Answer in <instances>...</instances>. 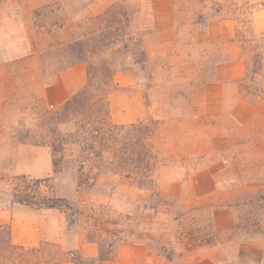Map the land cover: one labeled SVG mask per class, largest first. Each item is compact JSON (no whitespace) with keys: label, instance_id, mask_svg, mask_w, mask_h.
<instances>
[{"label":"rangeland","instance_id":"374dc122","mask_svg":"<svg viewBox=\"0 0 264 264\" xmlns=\"http://www.w3.org/2000/svg\"><path fill=\"white\" fill-rule=\"evenodd\" d=\"M213 2L223 4L219 15H210ZM262 9L264 0H3L0 215L22 205L10 202L12 177L49 178L48 188L76 212L48 210L43 220L98 247L81 264L114 259L121 240L146 242L162 264H264V101L248 98L264 76L228 80L219 68L253 53L241 39L250 21L264 31V10L263 22L254 21ZM213 19L234 21V34L211 37ZM103 59L116 65L109 97L128 113L113 120L124 126L120 139L133 143L132 123L150 131L147 149L157 154L150 188L110 172L81 183L76 152L55 172L51 148L32 142L39 104L59 106L43 97L56 73L81 62L88 81Z\"/></svg>","mask_w":264,"mask_h":264},{"label":"trees","instance_id":"16d2710c","mask_svg":"<svg viewBox=\"0 0 264 264\" xmlns=\"http://www.w3.org/2000/svg\"><path fill=\"white\" fill-rule=\"evenodd\" d=\"M2 1L0 0V3ZM210 9V15H219L223 10V4L213 2ZM56 26L58 29L61 28L60 25ZM244 32L248 37L241 40L253 43L255 46L249 58L245 54L242 55L245 73L240 80L255 83L258 76H264V31L257 33L250 21L248 29ZM115 70L116 65L112 60L103 59L98 73L90 66L87 83L70 99L56 108L46 107L41 102L38 111L35 112L38 130L33 135L32 142L48 145L51 148L55 172L59 171L70 151L76 152L74 162L81 183L94 181L99 173L110 172L137 180L139 186L150 188L152 183L151 186H155L157 154L147 149L149 129L132 123L131 127L136 132L133 134L135 139L133 143L125 144L120 139V132L124 126L115 123L112 119L109 94L114 85ZM248 95L250 96L248 98L264 101V85L255 87L254 91L248 92ZM69 123L70 129L61 128L62 124ZM17 140L27 142L28 137L26 134L18 133ZM124 150L128 155H125ZM48 179L34 178L26 174L12 177L8 190L11 204L19 203L35 209L66 208L69 212H76L73 203L57 196L52 188H48L46 185ZM73 214L70 213L71 216ZM70 222H74L72 217ZM77 253V251H65L58 243L47 240H42L36 247L15 245L11 241L10 223L0 218V264L8 262L55 264L67 259L75 264H81L80 254L75 258L71 257L76 256ZM101 260L106 259L101 258Z\"/></svg>","mask_w":264,"mask_h":264},{"label":"crops","instance_id":"0c3cea01","mask_svg":"<svg viewBox=\"0 0 264 264\" xmlns=\"http://www.w3.org/2000/svg\"><path fill=\"white\" fill-rule=\"evenodd\" d=\"M169 7V5H168ZM264 9L255 15V23L263 21L257 16ZM169 13V11H168ZM260 17V16H259ZM234 21L229 19H213L208 24V34L217 38L222 34H234ZM224 70L228 80H235L245 73V63L242 59H232L219 65ZM87 83V68L84 63H76L56 73L53 81L43 89V97L49 106H57L81 90ZM222 89L224 85H220ZM237 93V92H236ZM113 95H110V108L114 121H126V114L116 111ZM244 102L245 100L242 99ZM249 102V101H246ZM126 106V107H124ZM123 108H129L126 104ZM140 107V106H139ZM53 209H35L26 205L14 209L8 218L0 215L4 221L11 225V241L15 245L36 247L42 240L58 243L65 251H77L81 257H94L98 254V247L93 241H85L80 234L72 229L65 228L62 223L49 225L43 220L44 212ZM52 224V223H51ZM55 264H75L72 260H63ZM102 264H162L161 260L155 257L150 246L143 241L121 240L116 249V256L112 260H104Z\"/></svg>","mask_w":264,"mask_h":264}]
</instances>
